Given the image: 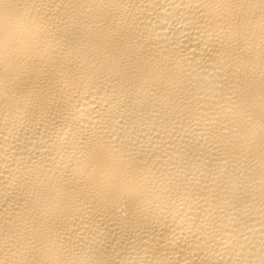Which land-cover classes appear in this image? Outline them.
Returning <instances> with one entry per match:
<instances>
[{
	"label": "bare ground",
	"instance_id": "6f19581e",
	"mask_svg": "<svg viewBox=\"0 0 264 264\" xmlns=\"http://www.w3.org/2000/svg\"><path fill=\"white\" fill-rule=\"evenodd\" d=\"M225 80L264 90V0H0V264H264Z\"/></svg>",
	"mask_w": 264,
	"mask_h": 264
},
{
	"label": "snow or ice",
	"instance_id": "6c2138e0",
	"mask_svg": "<svg viewBox=\"0 0 264 264\" xmlns=\"http://www.w3.org/2000/svg\"><path fill=\"white\" fill-rule=\"evenodd\" d=\"M100 2L104 3L105 0H100ZM219 2L228 4L234 2V0H219ZM225 87L228 88V90L235 96L234 100L231 98L229 99V103L232 104L233 108L240 109L253 124L258 122L261 130L264 131V90L261 91L259 97L257 98L255 93L246 83L235 85L225 80L224 85L221 87V91H223ZM188 103L189 102L186 98H176L174 101L175 107L173 108V120L171 123H175L177 117L182 118L184 116L183 109L188 106ZM164 131L171 136V132H168L167 128H164ZM84 140L89 144L91 143V139L87 134H85ZM234 147V145L226 144L225 150ZM167 158L171 159V157Z\"/></svg>",
	"mask_w": 264,
	"mask_h": 264
},
{
	"label": "clouds",
	"instance_id": "9594fccd",
	"mask_svg": "<svg viewBox=\"0 0 264 264\" xmlns=\"http://www.w3.org/2000/svg\"><path fill=\"white\" fill-rule=\"evenodd\" d=\"M32 19H33L34 21H36V17H35V16H32Z\"/></svg>",
	"mask_w": 264,
	"mask_h": 264
}]
</instances>
